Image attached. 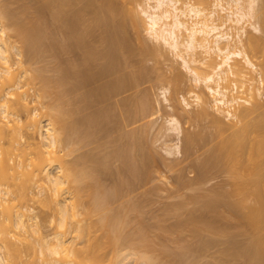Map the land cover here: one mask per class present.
<instances>
[{"label":"bare ground","instance_id":"bare-ground-1","mask_svg":"<svg viewBox=\"0 0 264 264\" xmlns=\"http://www.w3.org/2000/svg\"><path fill=\"white\" fill-rule=\"evenodd\" d=\"M134 1L48 0L46 26L41 18L27 22L12 20L13 36L32 57L44 47L43 36L50 38L49 30L56 21L61 22L64 37L57 44L51 39L53 45L49 42L45 47L50 50L57 47L72 56L64 61L66 66L60 68L59 77L41 80L48 95L57 96L51 104L57 110L53 113L54 120L59 123L57 129L48 117L42 124L45 129L39 126L45 149L37 147L29 154L22 153V159L16 163L11 162L17 150L14 141L10 138L0 142V201L15 202L26 195L22 190L26 179L18 180L23 174L28 175V181H42L58 197L57 229L53 235H44L32 209H28L33 211L31 214L18 210L14 219L10 215L7 216L12 217L10 220L3 217L4 220L0 219V264L22 263L24 251L12 237L21 239L18 236L27 235V240L33 236L32 232L38 235L44 264H105L107 261L128 264L125 259L130 253L120 258V251L127 246L135 252L150 253L148 256L142 253L146 255L142 256L143 263L154 264L163 256L167 264L170 261L188 264L189 258L185 257L190 243L175 242L174 233L190 234L196 239L207 235L223 238L229 243L224 255L240 260L237 264H264V103L259 100L264 95V0H154L153 4L149 0L148 4L140 5L147 18L149 35L173 48L176 56L194 72V80L205 82L217 110H226V117L236 119L229 126L218 113L209 117L211 110L205 105L204 94H196L201 109L192 115L186 110L182 113L183 119L197 125L194 121L212 118L215 132L209 134L200 128L184 132L182 120L172 115L167 130L175 133V142H165L171 161H166V156L158 154L157 149L153 151L145 140L154 95L142 85L153 78V70L145 60L153 55L154 48L143 44L147 42L143 38L139 40L143 48L140 46L138 51L139 46H133L129 25L138 34L141 29ZM0 24V31L5 33V24ZM247 24L252 31L247 30ZM16 50L19 56L23 55L21 49L16 47ZM0 60L7 65L0 69V110L9 123L13 120L16 124L22 120L17 109H28L29 105L23 95L11 100L10 91L4 92V87L11 88V81L17 82L19 70L11 69L10 51L1 34ZM120 62L129 64L130 72H124ZM192 62L194 68L190 65ZM23 63L21 59L20 64ZM250 68L256 69L258 77L249 75ZM174 75L169 80L178 90L182 75ZM155 78L159 80L155 84L168 79L164 75ZM250 79H257L261 84L255 88L248 85L242 90ZM14 85L19 87L20 81ZM167 90L165 87L163 91ZM45 91L40 94H46ZM183 100L190 109L185 96ZM242 101L248 105H241ZM180 106L176 103L171 108L179 110ZM34 111L27 115L26 126L37 124ZM8 122L3 125L0 120V139L13 135L5 128ZM109 137L117 146L114 150L101 154L105 148L102 142L103 146H93L73 155ZM201 150L202 155L198 153ZM184 154L186 157L182 159ZM60 157L62 164L57 163ZM161 160L169 170L179 171L177 188H193L198 192L185 193V199L182 192L180 199L184 200L167 205L164 215L149 224L142 218L143 214L147 216L142 200L136 202L128 196L138 186H147L153 166ZM45 161L49 163L44 164ZM18 165L22 166L21 170ZM189 167L196 173L191 179L185 173ZM54 168H59L58 173ZM217 176L223 179L202 192ZM15 188L22 193H17ZM249 194L257 204H247ZM168 240L177 243L175 248L168 246ZM211 242L206 240L203 247Z\"/></svg>","mask_w":264,"mask_h":264},{"label":"rangeland","instance_id":"rangeland-1","mask_svg":"<svg viewBox=\"0 0 264 264\" xmlns=\"http://www.w3.org/2000/svg\"><path fill=\"white\" fill-rule=\"evenodd\" d=\"M47 1L48 0H0V23L5 24V27H6V32L3 33L2 31H0V34L3 36V38H5V40L7 42V46H8L9 51H10L11 63H12L11 69L19 70L18 73L20 74V75L17 74L18 76L16 77L17 82L20 81L19 87H16L14 85L17 82H15V80H13V81H11L12 83L10 82L11 88H8L9 85L7 84L8 86H6V88L4 87V89L6 91H4V89L2 91L8 92V90H9L10 92H9L8 98H10L11 100H14V98L19 96L20 94L23 95L24 97L27 98V102L29 105L28 109H20V110L17 109L16 112L20 114V116L22 117V120L17 121L16 124L12 123L13 120H12V122L9 123L8 120L6 118H4V116L2 115L1 110H0L1 124L4 125L5 122H8L10 125L9 124L7 125V123H6L7 126H5V128H7L8 131H10L9 133L13 134V135L9 134L10 136L8 135V138H1L0 142L6 141L7 139L10 140V138H11V140H13L15 143V147L17 149V150L15 149V150L18 153L17 154L16 151L14 150L15 152L13 153L14 154L13 156H15L14 157L15 160H14V158H11V162L19 163L20 159H22L21 154L22 153L29 154L33 148L42 147L43 149H45L44 148L45 146H42V137H41L40 131H39L41 128L45 129L42 127V124H44L46 122L45 119H48V117H49V121L53 122V124L55 123L57 129L59 126V123L55 122V120H54L55 119L54 114L57 112V110L53 109L52 104H51V102L53 103V102H56V100H57V96L55 95L56 93L54 94V92H53V94L56 96L55 99H54L55 96L51 97L52 94L50 92L49 93L51 95L50 94H49L50 96L48 95V93H47L48 91L46 92L42 87V84H43L42 78L45 79L46 77H50V76H52V77L58 76L59 77V75L61 74L60 68L62 66H64V67L66 66L65 65L66 63L64 61L72 56V54L69 55L63 51H61V52H63V53H61L60 48H57V47L55 49L52 48V50L53 49L55 50V51L54 50L52 51L48 47L47 48L45 47L46 44L47 45L49 44V42H50V44H52L51 39L53 40L54 44H57V42L59 43V41L64 37L63 36L64 34L60 30L61 22L59 23V21L58 22L56 21L54 23L55 26H52V28L50 26L51 31L49 30V33H51L53 35V38H51L52 37L51 34H50L51 35L50 38L43 36L44 47L39 52H37V55H35L33 57L28 53L27 48H25L22 45V42L20 40H18V38L16 36H13L14 32L12 30V26H13L12 20L15 18L22 20V22L30 21L33 18H41L46 22V20L48 19V10L46 7ZM148 1L149 0H135L134 1L133 4L136 7V10L138 11L139 16L141 18V20H140V22H141L140 28L141 29L139 31L140 33L138 34L136 32L135 28H133V26L130 24L131 26L129 25V28H132V30H133L132 31L130 29V33L132 31L133 34L130 35V33H129V36L131 38L133 46H134V44H135V46L137 45V47L139 46L138 48L135 47V50L137 48V50L139 51L140 46L143 44H146V46L149 45L148 47H151L152 49L154 48L153 49V51H154L153 55L151 53L150 56L149 55L147 56V57H149V59L145 60V63H147V66L149 67V65H150V67L153 70L151 72L152 73L151 75L153 78H151L149 81L145 82L142 85L144 88H148L150 90V92L152 90L151 95H152V93L154 95L153 96L154 102L151 106L152 110H151V113L147 117L148 122L145 126V128L147 129L146 134L148 135L147 136L145 134V137H146L145 140L147 141L146 144H149L153 151L157 149L156 151H159L158 154L161 153L160 155L163 154V156H166V161H171L172 158H169V156H167L166 151H165V147H166V143L172 144L175 142L174 141V139H175L174 134L175 133L172 130H167V127L169 126L168 121L172 115H178V117L182 120V123L184 125V132H186L188 129L196 130L197 128L203 129L204 132L207 131L206 133L215 132V128H214V126H212L213 123L211 122L212 118L207 119L208 121L206 119L202 120L201 122L194 121V123H199L197 125H193L191 123V121L187 122V123L184 121L182 113L185 114L186 110H187L188 114L190 113V115H192L198 109H201L202 105L198 101V99L196 98V94H198V93L202 94V95L204 94V96L206 98L205 105L208 108L210 107L209 110H211L210 111L211 114L209 115V117H213L214 114L218 113L217 115H219L220 117L221 116L225 117L223 119L226 121V123L229 126H232L236 119H234L233 117H230V118L226 117L225 116V114H227L226 110H221V111L217 110V106H215V102H214L215 100L213 99V95L211 94V92L207 88L205 82L204 81H198L197 82L194 80V72L191 70V68L188 65L184 64V62L182 61V58L176 56L173 48H171L170 46L165 45V44H160L159 42L155 41V39H153L152 36L149 35V33L146 30L147 26H148L147 18H146V15L142 13L141 8H140V5L148 4ZM150 2L153 4L155 1L151 0ZM23 14H25V15H23ZM31 16H33V17H31ZM47 23H48V21L46 22V24L44 23V25L46 26ZM49 25H50V23L48 24V26ZM48 26H47V29H50V28H48ZM0 27H1V24H0ZM247 30L252 31V27L250 24H247ZM262 33H258V34H262ZM46 34H48V33H46ZM181 34H182V32H181ZM134 35H135V37L133 38ZM141 39L143 41L145 40L144 42H146V41L147 42L142 44L141 43L142 41H139ZM181 39H182V36H181ZM133 41H135V42H133ZM137 42L139 45L137 44ZM238 46H241V45L238 43ZM16 47L23 51L22 56L18 55V53H17L18 51L16 50ZM141 47L143 48V46H141ZM56 49H59V50H56ZM142 55L144 56V54H141V56ZM187 56H188V59H191V55H187ZM137 58H142V57H138V55H137ZM238 58L240 59L241 57H238ZM21 59L24 62L22 65L20 64ZM219 60H220V57L217 58V61H219ZM119 65H120V68L122 67L124 72H130L131 68H130L129 64H121V62H120ZM190 65L192 68H194V66H195L193 62ZM6 66L7 65L0 60V69L3 67H6ZM57 69H59V70H57ZM17 70H16V72H17ZM248 71H249L250 76L255 77V78L258 77V73H257L256 69L250 68V69H248ZM21 74L23 75L22 77H21ZM33 74H36V75H33ZM37 74H41L42 76L38 77ZM174 74L179 75V76L182 75L180 85L178 86V90L174 89L175 88L174 84H172V82L169 80V79H171V77H173ZM156 75H158V76L164 75V77H167L168 79L166 78L167 80L163 81L164 83L163 82H160V83L157 82L155 84L154 82H156V80H157L155 78ZM34 76L35 77L37 76L38 78L37 77L35 78ZM18 77H19V80H18ZM55 77H53V78H55ZM35 79L38 82H35L36 81ZM157 81H159V80H157ZM260 84L261 83L257 79L256 80L250 79L249 81H247L245 83L242 90L246 89V87L248 85L255 88L256 86H258ZM11 85H13V87ZM151 86H153V87H151ZM163 87L164 88L168 87L169 90L164 92ZM242 90H240L241 94L243 92ZM40 91L41 92L45 91L46 94L43 95V93H42V95H41ZM176 91H178V92L176 93ZM244 95H246V94H244ZM183 96H185L187 101L191 104L190 109L188 108L189 106H186V103L183 100ZM247 96H249V95H247ZM166 97H168L169 99L167 100ZM251 98H252V96H251ZM52 99H53V101H52ZM259 100H261L264 103V95L259 96ZM208 102H210V105ZM176 103L178 105H181L179 107L180 111L177 110L176 108H174V109L171 108V106L176 104ZM241 103H243L241 105H246V106L248 105L244 101H242ZM182 107H184V108L182 109ZM32 111H34L36 114L35 119L37 120V124L31 125V126H26V124H25L27 122L26 117ZM36 111L38 113H36ZM213 112H215V113H213ZM53 124H52V126H53ZM199 125H200V127H199ZM10 126H13V127H10ZM39 126H40V129H39ZM230 130L225 132V134L229 133ZM211 133H209V134H211ZM111 138L112 137H109L107 139L102 140L100 143L93 144V145L85 147L81 150L75 151L73 153V155L80 153V152H83V150H87L90 147L102 145L103 144L102 142H104L106 149L104 148L102 151H100L101 154H103V152L105 153V150L107 152L112 151L115 148H117V146H116L115 142H113L111 140ZM166 140H167V142H166ZM215 141H213L211 144L215 143ZM211 144H209V145H211ZM152 146L153 147L155 146L154 149ZM147 147H148V145H147ZM18 149H20L21 151ZM108 149H110V150H108ZM182 150H183V153H185L184 142L182 143ZM18 151H20V152H18ZM27 152H29V153H27ZM202 152H203V150L199 151L198 153H201V155H202ZM33 154L34 153L32 152L31 155H33ZM46 156L50 157L51 155L46 154ZM184 156L186 157V154H184L182 156V159L184 158ZM163 161L162 160L160 162L158 161L156 163L157 165L155 164L153 166V168H152L153 171L150 173L152 175L149 174L150 176H148V179L146 180L147 186L144 185L145 187H143V186L139 187L137 185L138 188L136 186L137 189L134 190L128 196L129 198L136 200V202H140L142 200L141 202H143V204L145 205V210L148 213V214L147 213L145 214V215H147L146 217H144V214H143L142 218L143 219L146 218L144 221L147 220L146 223L150 222L149 224L153 223L156 218H159V216L161 217L164 215V214L162 215V212H164V210L167 209L166 208L167 205L178 202L179 200H184L187 196L186 194L189 195L191 192H193V193L198 192V191L197 192L194 191L193 188L192 189L181 188V190H180V188H177V186H176L177 175H178L177 172H179V171L178 170L175 171L174 169H171L172 171L169 170L170 167L167 166L166 163L164 164ZM60 162L62 164V158L61 157L57 161V163H60ZM45 163H49V162L45 161L44 164ZM118 164H119V161L114 163L113 166L114 165L117 166ZM19 165H18L19 170H21L22 166H19ZM54 167H55V165H54ZM154 167L155 168L158 167L157 170L154 169ZM192 168L193 167H189L187 169V171H185V173H187L186 174L187 177L189 176L188 178H190V179H191V177L193 178L196 174L193 170L194 168L193 169ZM54 169H55L54 172L58 173L59 168H54ZM190 169H192V170H190ZM220 177L221 176H217V178L215 177L214 180L212 179L211 183H208L207 184L208 186L206 185L207 188L209 186L213 185L215 181H216L215 183L220 182L223 179V177L222 178H220ZM24 179H26L25 180L26 186H25V188H22V190L26 193V195L22 199L17 198L15 202L12 200L0 201V219L4 220L2 218L7 217L8 215L13 216V219H14V217H16L14 215H16L15 213H17L18 210L23 211L27 214H31L34 211V213L37 214V220H39V225L41 227L42 233H44V235H48V234L53 235L55 233V230L57 229L56 223L58 222V219H59L57 195L55 194L54 191L51 190V188L49 186H47L46 183H43L42 181H38L36 183L34 181H31V180L28 181V175H26V174H23L18 180H24ZM106 181L108 182V180H106ZM109 183H110V180H109ZM111 184H112V181H111ZM41 187H43V188H41ZM228 187H230V186H228ZM207 188H202L201 191L202 192L203 191H205V192L209 191V188H208V190H207ZM15 189L17 190V188H15ZM41 190H42V192H41ZM226 190H230V188H226ZM18 192L22 193L21 189L17 190V193ZM181 193L185 195V196L183 195L184 199H180V198H183V197H181V195H182ZM247 198H249L247 200L248 205L257 204V201L254 199L253 195L249 194V197H247ZM28 209H32L33 211L28 210ZM156 214H157V217L154 216ZM159 214H161V215H159ZM150 216L154 217V218H150ZM7 218L9 219V217H7ZM7 218H5V219H7ZM10 219H12V217ZM6 221H8V220H6ZM51 233H53V234H51ZM36 234L37 233L32 232L33 236H30L31 235L30 234L29 235L30 238H28L27 240H26L27 235L26 236L25 235L24 236H22V235L18 236V237H21V239L13 238L14 236L12 237V240L13 241L16 240L15 243L17 242V245L20 246V249H22V252L24 251L22 253L23 254L22 261H21L22 263H20V264H44V263H42L43 262V259H42L43 255H42L41 250H40L41 249L40 244L37 242L38 239H36V238H38V235H36ZM179 235H182V234L181 233H174L173 234V240H175V242L177 240L178 242L180 241V242L190 243V245H189L190 249H189L188 254H187L188 257L187 256L185 257L186 259L189 258L188 261L190 263H188V261H187L188 264H237L238 262H240V260H232L229 257L224 255V252L226 251V248L229 246V243L223 238H216V237L214 238V237H210L207 235L203 239H198V238L196 239V238L190 236V234H189V236L188 235H186V236L182 235L184 237H182V236L180 237ZM23 237H25L24 240L22 239ZM208 239L212 240V242L203 247V244H205L206 240H208ZM169 242H170V244H169ZM173 242H172V240L171 241L168 240L166 243L168 244V246L175 248L177 243L174 244L175 242L174 243ZM128 253H130V255L128 256V258L125 259V262H127L128 264H149V263H143V257L142 256L143 255L148 256L150 253L141 252V251H137V250L135 252L133 250V248H130L129 246H127L120 251V258L124 254H128ZM142 253H145L146 255L142 254ZM162 257L163 256H159L156 259V262L154 264H165L164 263L165 257H163V258ZM171 263L176 264V263H174V261L169 262V264H171ZM105 264H118V263L115 261L114 262L107 261V262H105ZM166 264H167V262H166Z\"/></svg>","mask_w":264,"mask_h":264}]
</instances>
